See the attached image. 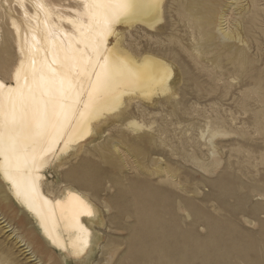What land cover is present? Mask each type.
I'll return each mask as SVG.
<instances>
[{
  "label": "rangeland",
  "instance_id": "rangeland-1",
  "mask_svg": "<svg viewBox=\"0 0 264 264\" xmlns=\"http://www.w3.org/2000/svg\"><path fill=\"white\" fill-rule=\"evenodd\" d=\"M162 7L157 31L133 33L137 47L173 58L176 96L126 102L125 118L100 141L62 159L96 209L93 244L78 264H264V0ZM222 16L229 36L218 33ZM1 17L8 79L17 50ZM122 34L127 47L131 32ZM8 195L0 187V214L14 229L0 224V264H28L15 234L42 249L44 264H61Z\"/></svg>",
  "mask_w": 264,
  "mask_h": 264
},
{
  "label": "bare ground",
  "instance_id": "bare-ground-1",
  "mask_svg": "<svg viewBox=\"0 0 264 264\" xmlns=\"http://www.w3.org/2000/svg\"><path fill=\"white\" fill-rule=\"evenodd\" d=\"M88 3L0 0L17 50L9 78L0 75V187L7 188L8 200L31 220L43 248L51 257L59 256L61 264L81 262L93 244L91 222L96 218L92 199L81 191L85 180L65 177L62 159L100 141L106 125L125 118L126 102L176 96L173 58L137 47L133 33L158 30L164 0H107L96 9L85 8ZM225 22L222 16L217 29L221 37L229 36ZM124 29L131 32L127 47ZM101 39L104 43L97 47ZM4 40L0 24V46ZM105 58L106 75L93 89ZM128 121L127 126L142 128L136 119ZM111 205L105 202L106 212ZM0 224L6 232L14 230L1 214ZM13 238L25 262L44 264L42 249L35 250L16 234Z\"/></svg>",
  "mask_w": 264,
  "mask_h": 264
},
{
  "label": "snow or ice",
  "instance_id": "snow-or-ice-1",
  "mask_svg": "<svg viewBox=\"0 0 264 264\" xmlns=\"http://www.w3.org/2000/svg\"><path fill=\"white\" fill-rule=\"evenodd\" d=\"M107 2V0H90V3L85 4L84 7L85 8H91V9H96L99 7H102L105 3ZM96 12L92 11L91 12V16L95 17ZM104 35H107V32L104 33ZM104 43L103 39H101L97 45V47H100L102 44ZM100 72L95 73L96 75V82L92 85H90L91 88L95 89V87L97 86V84H99L101 82V77L106 75V71H107V59L105 58L104 63L100 65Z\"/></svg>",
  "mask_w": 264,
  "mask_h": 264
}]
</instances>
